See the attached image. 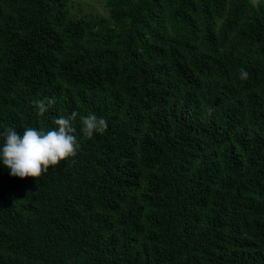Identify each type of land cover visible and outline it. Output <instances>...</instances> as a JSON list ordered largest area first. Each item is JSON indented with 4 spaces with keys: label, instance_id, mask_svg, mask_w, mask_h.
Instances as JSON below:
<instances>
[{
    "label": "trees",
    "instance_id": "1",
    "mask_svg": "<svg viewBox=\"0 0 264 264\" xmlns=\"http://www.w3.org/2000/svg\"><path fill=\"white\" fill-rule=\"evenodd\" d=\"M107 6L0 0V147L108 124L78 116L77 156L38 181L0 159V264H264V1Z\"/></svg>",
    "mask_w": 264,
    "mask_h": 264
},
{
    "label": "clouds",
    "instance_id": "2",
    "mask_svg": "<svg viewBox=\"0 0 264 264\" xmlns=\"http://www.w3.org/2000/svg\"><path fill=\"white\" fill-rule=\"evenodd\" d=\"M248 73L241 68L240 79L246 80ZM33 106L39 116H44L56 104L55 98L44 97L34 100ZM79 116L80 132L91 139L95 134H103L108 127L104 118L95 114L80 116L73 111L70 116L61 115L53 120L55 127L45 131L27 127L23 135L14 128H7L4 133V143L0 147V159L10 169V174L21 179L32 177L37 181L49 172L55 170L61 161L76 157L81 144L76 136L74 121Z\"/></svg>",
    "mask_w": 264,
    "mask_h": 264
},
{
    "label": "rangeland",
    "instance_id": "3",
    "mask_svg": "<svg viewBox=\"0 0 264 264\" xmlns=\"http://www.w3.org/2000/svg\"><path fill=\"white\" fill-rule=\"evenodd\" d=\"M255 4L264 0H252ZM70 13L76 17L109 16L107 0H69Z\"/></svg>",
    "mask_w": 264,
    "mask_h": 264
}]
</instances>
